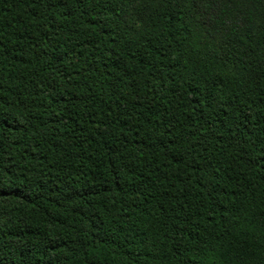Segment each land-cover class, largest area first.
<instances>
[{
  "label": "trees",
  "instance_id": "16d2710c",
  "mask_svg": "<svg viewBox=\"0 0 264 264\" xmlns=\"http://www.w3.org/2000/svg\"><path fill=\"white\" fill-rule=\"evenodd\" d=\"M0 264H264V0H0Z\"/></svg>",
  "mask_w": 264,
  "mask_h": 264
}]
</instances>
